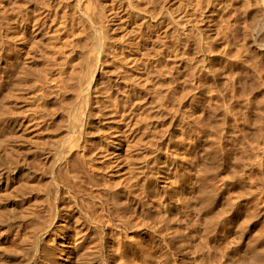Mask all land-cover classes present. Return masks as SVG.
I'll list each match as a JSON object with an SVG mask.
<instances>
[{"label":"bare ground","instance_id":"1","mask_svg":"<svg viewBox=\"0 0 264 264\" xmlns=\"http://www.w3.org/2000/svg\"><path fill=\"white\" fill-rule=\"evenodd\" d=\"M34 1L0 39V264H264V0Z\"/></svg>","mask_w":264,"mask_h":264},{"label":"rangeland","instance_id":"2","mask_svg":"<svg viewBox=\"0 0 264 264\" xmlns=\"http://www.w3.org/2000/svg\"><path fill=\"white\" fill-rule=\"evenodd\" d=\"M44 8L40 7V4L37 3L34 0H0V39L3 38V31H8L9 34H14L18 29L22 27L20 22V15L23 12H29L30 14H33L34 12H39ZM30 28V27H28ZM123 32L117 31V37L120 40H123L125 36L121 35ZM43 41L40 44V47L37 50H34L33 53L35 56L39 58H28V63L33 64L35 68L37 69L35 71V74L30 79V81L22 88L15 92V97L13 98L14 102V109L16 112L20 113L21 115L25 113H32L30 116H35L36 118L40 120L39 123L37 120H33L30 123H33L28 130L26 135V139H24L25 143L34 145H43L45 143V93H55V83L56 81L52 78L47 80L45 82V30L44 35L42 36ZM17 48H18V41L16 42ZM159 54H151L148 56V58L153 61L157 58ZM159 57V56H158ZM165 61V66L161 70L162 75L155 78V81L160 83V81H163L164 89L168 88V84L171 82V74L169 72V67L172 65L171 59L169 58H163ZM111 61V58L109 59V62ZM132 65V63L130 64ZM139 68L136 66L129 67V73L128 74H138ZM166 91V90H165ZM180 94V93H176ZM191 96L199 95L200 103L199 104H193L194 107H197L198 111H200L203 105L207 104L209 101V94L213 95L212 104L217 105L220 93H189ZM187 103V102H185ZM191 104V105H192ZM57 104H55L56 106ZM178 106L179 104H175ZM186 110H189V106L185 104ZM164 109L161 111H164L165 113H168V110L166 107H163ZM20 115V116H21ZM171 115V113H170ZM218 118V117H217ZM163 121L158 122V130L160 132L164 131L165 128H167L168 123L162 124ZM168 147H166V143L163 145V151H168ZM232 178V177H231ZM231 186H233L234 180L231 179Z\"/></svg>","mask_w":264,"mask_h":264}]
</instances>
